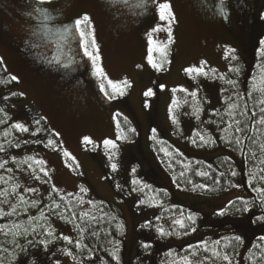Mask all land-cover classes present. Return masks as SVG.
Here are the masks:
<instances>
[{"label": "rangeland", "instance_id": "374dc122", "mask_svg": "<svg viewBox=\"0 0 264 264\" xmlns=\"http://www.w3.org/2000/svg\"><path fill=\"white\" fill-rule=\"evenodd\" d=\"M159 2L171 4L175 14L171 25L159 19L152 0L143 9L135 6L138 0L129 4L123 0H53L44 5L57 10L51 26L54 30L74 26L75 20L85 14L90 17L87 30L94 33L98 45L94 55L100 57L105 73V91L115 97L108 99L100 89L93 64L85 72L75 73L87 58L78 35L65 42L52 32L33 34L35 20L27 15L33 8L31 0H0V58L17 77L22 96L16 101L9 99L13 121L30 129V111L37 109L61 141V149L53 152L41 144L22 150L18 155L21 160L34 156L43 164L37 166L34 160L20 164L13 171L15 184L22 193L28 187L38 189L26 195L35 199H43L53 186L64 192H77L83 187L98 199L120 207L127 223L126 264H183L184 256H189L193 264H207L201 242L213 245L235 235L243 238L237 264H246L247 251L264 236L262 228L251 223L250 209L243 216L218 214L233 199L242 197V192L236 186L216 195L187 192L178 186L159 153L176 150L204 161L224 155L240 167L242 161L225 145L202 149L194 147L192 140L199 139L197 133L207 137L219 128L224 117L223 82L228 72L238 59L249 69L252 53L260 51L264 25L259 24V18L264 16V0L242 1L247 15L257 20L255 31L240 25L233 7L228 18L217 14V0ZM232 2L226 0L227 9ZM161 47L166 56L160 55ZM149 48L153 49V59L162 64L160 70L148 62ZM229 49L235 51L229 54ZM233 55L237 59H232ZM54 57L61 63L56 64ZM69 57L74 59L64 68ZM200 67L207 75L186 71ZM108 80L116 83L118 90L114 91ZM150 88L154 95L145 96ZM193 92L197 95H190ZM174 100L177 107H173ZM118 114L132 124L137 138H124ZM105 140L114 141L116 148H105ZM13 154L6 149L0 154V162ZM113 163L116 170L111 168ZM28 164L37 169L41 180L34 178ZM39 167L45 168L47 177ZM178 219L186 228L174 223ZM52 226L62 241L54 250L58 264H82L62 239L69 236L75 242L73 228L60 220H53ZM161 227L172 234L161 236ZM145 243L151 246L144 248ZM189 245L194 247L189 249Z\"/></svg>", "mask_w": 264, "mask_h": 264}, {"label": "trees", "instance_id": "16d2710c", "mask_svg": "<svg viewBox=\"0 0 264 264\" xmlns=\"http://www.w3.org/2000/svg\"><path fill=\"white\" fill-rule=\"evenodd\" d=\"M242 1L243 0H233L231 6L230 4L228 6L227 16L224 18H228V14L231 13L233 7L235 13L239 17L240 25L246 24L247 29L255 31L253 27L257 26V20L247 15L246 5H243ZM261 23H264V16L259 18V24L264 25ZM262 47H264V45H261L260 49ZM256 52L257 53H252L253 63L249 66V69L245 67L242 59H238L231 69L239 68V72H234L231 69L228 72V78L226 77L227 79L223 82L224 117L215 133H210L209 136L205 137V139L210 142L201 145L198 138H196L197 143L192 142L194 147L202 149L216 148L219 143L225 145L242 161L240 167L237 166L233 158L224 155H218L210 161H204L187 157L174 149L175 151L168 154L160 152L159 157L161 162L173 175L178 186L187 192L216 195L224 193L235 186L238 187L243 196L233 199L226 206L224 211L225 214L229 216H243L249 211L244 210V208L247 207L251 210V223L254 226L261 227L264 233V220L258 219L259 217H264V205L260 202L262 195L253 190L254 188L264 187V181L253 180L252 186H249V171L251 170L252 172L259 173L260 168H264V164H260L259 167H257L258 160L246 159L233 145L226 142L225 137L231 138V133L234 129L230 128L228 133L221 131V129L227 127L229 124H234L236 120H239L242 122L240 127L247 126L246 133L248 135H252L260 142H264V126L256 125L255 123L262 115L256 103L258 94L254 93L251 97L248 95L253 83V77H256V81L259 85H264V79H261L264 77L263 56L260 54L259 50ZM79 58H81V55H79ZM82 64L83 65L76 69V71L74 70L75 73L85 72L92 65V60L87 56ZM244 71L246 74H243ZM12 77L13 76L0 58V91H2L0 92V108L4 110L0 112V120L6 121L5 123H0V144H5V148L12 150L14 153V156L9 155L8 158L5 159L7 161L5 169H0V176H3L5 180H7V183L0 181V189H8L24 194L19 187H15L16 179L13 174L14 169L19 168V165L23 164L21 163L23 160L18 157L19 153L22 150L29 149L39 144H41L39 146H45L52 152L57 151L61 149V141L49 126L48 121L37 109L30 111L33 121L28 132H20L12 127L15 122L13 121L12 107H9V99L16 101L22 98L21 93L18 91L19 81L17 79L12 80ZM228 80H233L235 84L227 83ZM233 103L238 105V107L230 109L228 106ZM245 106H247V111H245ZM229 112H231L232 115H229ZM253 112L256 113V116L252 115ZM36 120H39L40 123L36 124ZM117 122L125 139H127V137L130 139L137 138L136 131H132V124H130L123 115H117ZM256 128H260L262 131L257 132ZM38 129V134L33 135L32 133L36 132ZM5 132L11 134L5 137ZM49 139L55 142V147L48 145L47 142ZM7 141H11V147L8 146ZM25 141H27V143H25ZM212 141H214V143ZM17 144L19 145L18 147L16 146ZM249 147L252 148L258 158H264V153L259 150L258 145L251 144L250 141L245 139L243 151L247 153ZM7 168H11L12 172H7ZM232 171H235L237 175L232 176ZM200 172H207L209 175L201 176L199 175ZM181 173H183V175H181ZM221 173H224V175L221 176ZM217 180L219 183H216ZM197 185H207L208 187H196ZM82 189L83 191H81ZM163 195L164 194H162L161 197H163ZM62 197L63 199H61ZM0 199H3V197H0ZM8 199L9 204L16 205L20 203L15 195L9 196ZM26 199L43 201L41 207L51 203L52 200L60 203V209L56 210V214L50 213L49 210L45 208L46 214L51 216V220L45 224V228H49L53 232V235L48 236L45 231L37 229L35 234L28 235L26 239L24 237H15L21 245L26 246L27 251L25 252L15 248L11 243L14 239L11 234L5 236L3 233H0V248L8 249L7 252H0V257L3 258L4 264H25L26 260L29 262L34 260L35 264H58L54 250L62 241L57 230L52 226L53 220H60L65 224H69L73 228L76 240L79 239L83 244L87 245V248L82 249L75 247V243H67L68 246L70 245L71 251L81 259L82 264H126L127 223L122 209L117 205L98 199L93 192L83 187L77 192H64L61 190L53 192L51 190L43 199H35L29 196H26ZM89 200L93 203L89 204ZM0 207L4 208L5 211H10L7 204H0ZM25 207L27 206L23 204L20 205L18 215L0 218V224L11 226L15 223L23 227H29V217L37 215L38 209L29 207L27 213H25L23 211ZM83 213H88L89 215L84 217L82 215ZM93 216L96 218L95 220L92 219ZM81 229H83V231H81ZM29 231H31V228H29ZM92 233L96 234L93 235ZM26 240L33 241V244H27ZM40 240L51 242L48 243L45 248L44 245L39 243ZM219 240L221 241L219 250L228 251L232 255L233 264H237V255L241 245L236 248L233 253L232 249H224L225 241L222 238ZM254 244L261 245V248L257 249L252 246L250 247L246 254V264H264V259H261V250H264V241H261L259 237L255 240L253 245ZM208 245L209 248L216 247L211 243H208ZM201 250H205L203 246ZM250 252L255 253L251 259H249ZM113 253L119 256V261L113 257ZM13 255L16 257L14 260L12 259ZM205 257H208L209 260L207 264H227L226 261L213 257L211 251H206ZM131 264L136 263L131 262ZM146 264L150 263L148 262ZM151 264H155V262Z\"/></svg>", "mask_w": 264, "mask_h": 264}, {"label": "snow or ice", "instance_id": "6c2138e0", "mask_svg": "<svg viewBox=\"0 0 264 264\" xmlns=\"http://www.w3.org/2000/svg\"><path fill=\"white\" fill-rule=\"evenodd\" d=\"M31 2L33 4V8H32V11L30 13H27V15L30 18H33L35 20L33 34H37L40 31L52 32V34L58 35L59 38L65 42H70L71 40L75 39L76 36L78 35L81 46L84 49V55L88 56L92 60L94 75L97 77V79L100 80L99 86H100L101 91L104 92V95L108 99H114L115 97L113 95H111L109 92L105 91V86H104L105 73H104L103 68L100 66V63H99L100 57L98 55H94V51H98V45L96 43L94 33L87 30V26H88V22L90 21V17L87 14H85L81 18L75 20L74 26L63 25L62 27L56 28L54 30L53 27H51V26H54L55 20L57 19V16L55 14V12L57 10H52V9L47 8V7H44L45 4H50L53 2V0H31ZM113 2H115V0H113ZM147 2H148V0H138V3L135 6L143 9L146 7ZM152 2L155 3L157 6V9L159 12V19L162 21H168L169 25H171V23L174 22V20H175V14L172 11L171 4L169 2L161 3V2H159V0H152ZM123 3L129 4L130 0H123ZM216 11H217V14H219L222 17L227 16L226 0H217ZM156 30L157 29H153V31H156ZM168 31H169V38L171 39V28L170 27H169ZM150 43H152L151 40H150ZM260 43H261V45H264V41H261ZM90 48L93 49V51H90L89 50ZM61 51H63V50L61 49ZM69 51H71L70 47H69ZM158 51H159L161 56H166V51L163 47L159 48ZM234 51H235L234 49L228 50L229 54L233 53ZM152 52H153V49L149 48V55L147 57L148 62L151 64V66L153 68L160 70L162 68V64L156 62L153 59ZM260 54L262 56H264V47H262L260 49ZM64 55L67 56L68 53H64ZM73 59H74V57H69V63L64 64L63 67L64 68L70 67ZM232 59H237V57L233 55ZM53 60L55 61L56 64L61 63V61L59 60L58 57H54ZM49 63H52V61H49ZM231 70L234 72H239V68H233ZM186 71H188V72L195 71V72L207 75L206 73H204L203 67L189 68ZM11 79L16 80L17 77L13 76ZM261 79H264V77H262ZM227 83L233 84V85L235 84V82L233 80H228ZM108 84L111 86V88L114 91L118 90V85L116 83H114L113 81L108 80ZM163 87H164V85H160V88H163ZM173 91H175V89H173ZM184 91H186V90H184ZM254 93L258 94L256 103H257V106L259 107V112L262 114L259 117V119L256 120L255 123H256V125L264 126V85H259L256 81V77H253V83H252V86L248 92V95L251 97ZM120 94L122 95L123 93L121 92ZM144 95L150 97V96L154 95V92L150 88L144 93ZM190 95L196 96L197 94L195 92H193ZM172 104H173V107L178 106V103L175 100L172 102ZM228 107L230 109H235L238 107V105L233 103V104H230ZM3 111L4 110L2 108H0V112H3ZM170 111H171V109H170ZM245 111H247V106H245ZM229 115H232V113L229 112ZM252 115L256 116V113L253 112ZM172 119L174 122L176 121L175 116H173ZM5 122L6 121H4V120H0V123H5ZM35 123L39 124L40 121L36 120ZM241 123H242L241 121L236 120L234 124H229L227 127L221 129V131L228 133L230 128L234 129V131L231 133V138L225 137L226 142L230 145H233L237 151H240L245 156L246 159L258 160V164L256 166L259 167L260 164H264V158H258L256 156V153L252 150L251 147H249L248 152L245 153L243 151L244 142H245V139H247L248 141L251 142V144L258 145L259 150L262 153H264V142H260L259 140L254 138L252 135H248L246 133V127L247 126L245 125V127H240ZM12 127H14L16 130H18L20 132H28L29 131L28 127H26L23 123H20V122L15 123L14 125H12ZM132 131H135V129H132ZM155 131L156 130L153 129L154 133H155ZM256 131L261 132L262 130L260 128H256ZM38 132H39V129L36 132H33L32 134L37 135ZM10 134L11 133H9V132H5V137H7ZM240 134H243V135H240ZM197 135L199 136V141H200L201 145L207 144L210 142L209 140H206L202 134L197 133ZM85 141L91 142L89 140V138H87V137H85ZM192 142L197 143L196 139H193ZM212 142L214 143V141H212ZM25 143H27V141H25ZM47 143L49 146L55 147V142L53 140L49 139ZM7 144L9 147L12 146L11 141H7ZM104 145H105V148H108L109 146L111 148H116V144L112 140H105ZM16 146L18 147L19 145L17 144ZM5 151H6L5 144H0V153L5 152ZM65 155H67V153H65ZM32 160H34V158L29 156V157H27L26 160L22 161L21 163H28V161H32ZM34 162L37 166L43 164V161H41V160H34ZM6 164H7L6 160L3 162H0V169H5ZM28 167L32 169V174H33L34 178L36 180H41V177L39 175H36L37 169L32 168V164H28ZM111 168L113 170H116L117 165L115 163H113L111 165ZM6 171L11 173L12 169L8 168V169H6ZM38 171L40 173H43L44 177L48 176V173L45 170V168L39 167ZM133 171H135V169H133ZM181 175H183V173H181ZM199 175L208 176L209 173L200 172ZM220 175L223 176L224 173H221ZM231 175L235 176V175H237V173L235 171H232ZM249 176H250V180H249V186L250 187L252 186L253 180L264 181V168H260L259 173L252 172L250 170ZM9 178H11V177H9ZM0 181L7 183V180H5V178L3 176H0ZM44 183H48V180L45 179ZM134 183H137V182L134 181ZM216 183H219V181L217 180ZM15 187L18 188L19 185H16ZM196 187L207 188L208 186L207 185H197ZM253 190L262 195V199L260 202L262 205H264V187L254 188ZM52 191L58 192L59 190L56 189L55 186H53ZM81 191H83V189ZM37 192H38V189L32 188V187L26 188L24 191V194H20L19 192H16V191H10L8 189H0V197H3V199H0V204H7L8 207L10 208V211H5L4 208L0 207V218H7L10 216L18 215L21 204L27 206L23 209V211L25 213H27L29 207L38 209L37 215L29 217V227H23L22 225L15 224V223H13L11 226H9L7 224H0V233H3L5 236H8L9 234H11L14 237V239L11 241V243L15 246V248H18L21 251H25V252L27 251L26 246L21 245L18 242V240L15 239V237H24L26 239V237L28 235L35 234L37 232V229L45 231L48 236H52L53 232L49 228H45V224L50 222V220H51V216L46 214L45 208H47L49 210V212L52 214H56V210L60 209V203H57L55 200H52L51 203L41 207V204H43V201L26 199L27 193L35 194ZM12 195H15L17 197V199L20 202L19 204H16V205L9 204L8 198H9V196H12ZM69 195H71V194H69ZM50 199H51V197H50ZM61 199H63V197ZM80 202H82V201H80ZM88 203L91 204L93 202L91 200H89ZM244 210L248 211L249 209L247 207H245ZM218 214L224 215L225 212H224V210H221ZM73 215H75V214H73ZM82 215L84 217H87L89 214L83 213ZM61 218H63V217H61ZM92 219L95 220L96 218L93 216ZM188 219L192 220L194 223V218L192 216H189ZM258 219L264 220V217H259ZM174 223L176 225H179V227L182 229L186 228V225L182 219L175 220ZM29 228H31V231H29ZM81 231H83V229H81ZM158 231H159L161 236H167V235L172 234V233L166 231L162 227L159 228ZM192 231H195V229L193 228ZM92 234L95 235L96 233H92ZM62 239L64 241H67L69 244L75 243V247H77V248H82V249L87 248V245L83 244L81 242V240H79V239L75 240V242L69 236H63ZM222 239L225 241L224 249H232L233 253L235 252L236 248H238L240 245L243 244V238L239 235H235L233 237H224ZM260 240L264 241V237H260ZM50 242L51 241H46V240H40L39 241V243L41 245H44L45 248L47 247V244ZM26 243L27 244H33V241L26 240ZM201 243L203 244L205 251H211L212 256L217 257L223 261H226L227 264H233L232 255L228 251L219 250V246L221 245L220 240L215 241L214 245L216 247H212V248H209V245L206 241L201 242ZM150 246L151 245L147 244V243H145L143 245L144 248H149ZM193 247L194 246L189 245V249H192ZM252 247L260 249L261 245L254 244V245H252ZM7 251H8L7 248H0V252H7ZM68 255L71 256L72 252L69 251ZM169 255H171V253H169ZM192 255L195 256L196 253L193 252ZM254 255H255V253L250 252L249 253V259H251L252 256H254ZM113 257L117 261H119V256L116 255L115 253H113ZM15 258H16L15 255H13L12 259L14 260ZM205 259H207V257H205ZM261 259H264V250H261ZM181 260L183 261V264H193V260L189 256L181 257ZM0 264H4V260L2 257H0ZM25 264H35V261L33 260V261L29 262L26 260ZM198 264H203V261L198 262Z\"/></svg>", "mask_w": 264, "mask_h": 264}]
</instances>
